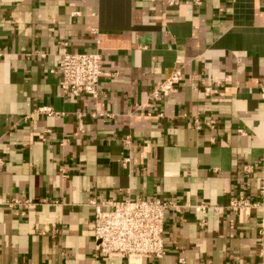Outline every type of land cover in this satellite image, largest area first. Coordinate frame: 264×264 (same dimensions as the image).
I'll return each instance as SVG.
<instances>
[{
	"label": "crops",
	"instance_id": "0c3cea01",
	"mask_svg": "<svg viewBox=\"0 0 264 264\" xmlns=\"http://www.w3.org/2000/svg\"><path fill=\"white\" fill-rule=\"evenodd\" d=\"M167 1L0 0V264H126L95 256L88 202L139 198L170 207L135 264H264V0ZM64 48L101 56L97 96L61 91ZM240 190L258 207L230 212Z\"/></svg>",
	"mask_w": 264,
	"mask_h": 264
},
{
	"label": "built area",
	"instance_id": "2783aa9c",
	"mask_svg": "<svg viewBox=\"0 0 264 264\" xmlns=\"http://www.w3.org/2000/svg\"><path fill=\"white\" fill-rule=\"evenodd\" d=\"M180 0H168L169 7H175ZM199 4V0H194ZM2 54L0 53V58ZM102 58L98 53H70L65 48L58 67L59 88L65 95L79 97L81 95L97 96L99 93V80L102 76ZM182 74L179 69L174 70L166 79L158 82L149 99L160 103L167 98L179 85ZM208 88L204 90L209 93ZM38 113L52 114L49 107H40ZM161 118L162 114H158ZM199 125L198 121L195 122ZM209 125V124H208ZM125 147H130L132 138L125 135L121 139ZM129 159H124L122 165L126 166ZM256 164H247L242 167V173L249 175L256 169ZM9 208L14 206L28 207L30 201L13 200L7 203ZM88 205L93 208V224L91 231L94 239L95 256L98 258L118 257L126 264H135L132 261L152 258L161 259L165 254L164 223L165 213L170 207L169 203L159 199H126L114 203H97L90 200ZM109 206L111 209L106 210ZM258 207V203L250 199L244 191H237L230 197L227 209L234 213H246ZM207 205L200 203L196 210L205 213ZM235 222L229 220V229L233 231ZM264 225H261L263 228ZM133 259V260H132ZM180 264L184 261L179 260Z\"/></svg>",
	"mask_w": 264,
	"mask_h": 264
}]
</instances>
